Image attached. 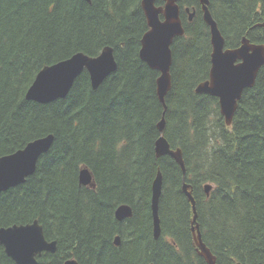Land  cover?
I'll return each mask as SVG.
<instances>
[{"label": "trees", "instance_id": "16d2710c", "mask_svg": "<svg viewBox=\"0 0 264 264\" xmlns=\"http://www.w3.org/2000/svg\"><path fill=\"white\" fill-rule=\"evenodd\" d=\"M180 5L185 34L171 47L163 135L182 150L186 181L172 157L156 156L164 105L159 71L140 58L149 30L142 0H0V157L54 135L35 173L0 192V228L38 221L46 239L57 242L56 253L44 252L38 264H207L184 182L216 264H264V66L227 126L219 99L196 92L210 77V28L197 0ZM184 6L197 10L192 22ZM209 8L226 48L239 47L244 37L264 44V28H252L264 21V0H210ZM105 47L113 48L117 69L97 89L85 70L66 98L27 100L44 67L80 52L97 57ZM84 168L92 186L80 183ZM159 171L155 239L152 185ZM121 205L133 216L117 220ZM0 264H16L1 244Z\"/></svg>", "mask_w": 264, "mask_h": 264}, {"label": "water", "instance_id": "95a60500", "mask_svg": "<svg viewBox=\"0 0 264 264\" xmlns=\"http://www.w3.org/2000/svg\"><path fill=\"white\" fill-rule=\"evenodd\" d=\"M90 2V0H85ZM157 1L165 2L164 6H157ZM180 0H142L149 30L144 34L141 42L140 58L151 69L157 70L160 77L157 80V94L164 105L163 118L158 124L160 137L156 142V156L172 157L181 167L183 180L186 181V166L183 152L180 148L172 149L164 137L166 126L165 114L167 106L166 96L172 89L171 68L173 55L171 46L175 38L185 33L181 18ZM202 6L203 19L211 32V69L207 81L200 83L196 92L207 94L219 99L220 113L226 125L231 126L243 93L254 87L258 74L264 66V44L251 43L247 37L242 39L241 45L235 49H225V39L222 36L210 10V0H198ZM189 11V9H187ZM161 15L164 17L161 20ZM194 13L190 15L192 20ZM255 28H264V21L256 24ZM117 69L114 50L105 47L97 57H90L82 52L72 57L44 67L29 87L26 98L39 104L52 103L64 99L70 93L75 80L86 70L90 75L92 88L97 89L104 80ZM54 141V135L38 138L28 143L23 149L0 157V192L23 184L33 175L41 156L47 153ZM80 183L84 186L93 185V177L89 169L80 171ZM163 177L159 171L152 185V215L154 238L161 236L159 217V200L162 194ZM211 185L205 191L210 195ZM183 191L192 204L194 218L192 232L199 254L207 264H216V257L202 239L196 201L192 187L184 182ZM117 220L123 221L133 216L129 205H121L115 212ZM120 237H116V245H120ZM0 244L4 247L8 257L16 264H38V257L44 252L56 253L57 242L48 241L43 226L34 221L28 224H14L0 228ZM65 264H79L76 259H68Z\"/></svg>", "mask_w": 264, "mask_h": 264}, {"label": "flooded vegetation", "instance_id": "af4514ba", "mask_svg": "<svg viewBox=\"0 0 264 264\" xmlns=\"http://www.w3.org/2000/svg\"><path fill=\"white\" fill-rule=\"evenodd\" d=\"M182 0H180L179 2H178V4H179V6H180V10H181V12H180V18H181V13H182V7H181V5H180V2H181ZM198 1V0H197ZM158 2V1H157ZM161 2H163V1H161ZM199 2V1H198ZM164 3V5H165V2H163ZM156 5H157V3H156ZM164 5H157V6H164ZM199 5H200V7H201V10H202V6H201V4H200V2H199ZM209 6H210V4H209ZM184 9H185V12L187 13V15H188V20H189V22H192L193 21V19H194V17L196 16V14H197V10L196 9H193V10H190V8L189 7H186V6H184ZM187 9H189V11H187ZM209 10H210V8H209ZM210 12H211V10H210ZM192 13H194V16H193V18H192V20H190V15L192 14ZM211 14H212V12H211ZM212 16H213V14H212ZM202 17H203V10H202ZM161 20H163L164 19V17L161 15ZM213 18H214V16H213ZM204 20V19H203ZM215 20V19H214ZM181 21H182V18H181ZM216 21V20H215ZM205 22V21H204ZM216 23H217V26H218V22L216 21ZM182 24H183V21H182ZM255 26V25H254ZM252 27V28H254L255 29V27ZM184 27V26H183ZM209 27V26H208ZM210 28V27H209ZM218 28H219V26H218ZM184 30H185V28H184ZM220 30V29H219ZM220 32H221V30H220ZM185 34V33H184ZM210 34H211V32H210ZM221 34H222V32H221ZM222 36H223V34H222ZM224 37V36H223ZM176 39V38H175ZM225 39V38H224ZM249 39V38H248ZM251 42V41H250ZM252 43V42H251ZM257 44V43H256ZM172 47V46H171ZM240 47V46H239ZM238 48V47H237ZM225 49H229V48H226V41H225ZM233 49H235V48H233ZM212 50H213V48H212Z\"/></svg>", "mask_w": 264, "mask_h": 264}, {"label": "bare ground", "instance_id": "6f19581e", "mask_svg": "<svg viewBox=\"0 0 264 264\" xmlns=\"http://www.w3.org/2000/svg\"><path fill=\"white\" fill-rule=\"evenodd\" d=\"M199 7V6H198ZM255 36V35H254ZM190 47V46H189ZM189 52V51H188Z\"/></svg>", "mask_w": 264, "mask_h": 264}]
</instances>
